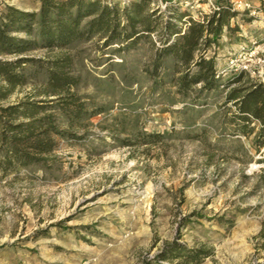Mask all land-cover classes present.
Segmentation results:
<instances>
[{"label":"rangeland","instance_id":"374dc122","mask_svg":"<svg viewBox=\"0 0 264 264\" xmlns=\"http://www.w3.org/2000/svg\"><path fill=\"white\" fill-rule=\"evenodd\" d=\"M87 1L116 7L122 34L75 43L69 69L83 114L72 128L57 122L37 166L0 169V264H264L261 123L230 99L264 82V65L246 76L230 69L253 49L264 58V0L223 2L237 14L205 55L215 59L214 90L192 78L204 40L189 67L166 45L189 31L186 15H210L218 0ZM41 5L0 0V21L9 8ZM54 52L0 54L2 107L56 98L45 82ZM21 58L34 61L23 70ZM3 68L22 84L9 90ZM47 114L59 115L47 107L35 116Z\"/></svg>","mask_w":264,"mask_h":264},{"label":"trees","instance_id":"16d2710c","mask_svg":"<svg viewBox=\"0 0 264 264\" xmlns=\"http://www.w3.org/2000/svg\"><path fill=\"white\" fill-rule=\"evenodd\" d=\"M42 5L39 12H23L9 8L7 16L0 21V54L13 51L16 54L32 52L37 49L56 51L50 61L51 68L46 72L45 82L49 94L56 96L47 105L19 102L2 107L0 104V156L3 161L0 169L8 173L12 164L19 167L37 166L43 155L50 154L52 147L48 145L54 134H60L57 122H65L72 128L74 118H80L84 110L79 105L78 95L72 92L75 86L74 75L69 69L72 63L71 51L75 43L90 40L94 34L105 35L107 41L116 40L121 36L119 12L115 7L102 4L100 1L87 0H40ZM146 1L148 4L150 0ZM227 0H218L217 9L210 15H203L201 19L189 20V31L177 37L176 42L166 45V52L175 54L189 67L194 61V53L200 50L204 40V55L196 66L201 69L194 78L195 83H203L205 89L214 90L218 86L215 59H206L211 44H218L225 29H231L229 19L236 16V11L229 5L223 4ZM174 7V6H173ZM134 22V21H133ZM13 32H24L25 38L13 37ZM212 38V39H211ZM106 41V42H107ZM57 50H61L57 52ZM34 60L21 58L16 64L24 67ZM6 75L9 90L15 85L22 84V76L13 75L10 69H1ZM248 73L241 71L239 76ZM220 77V76H219ZM188 72L179 77L176 85L183 91L189 84ZM3 88L0 86V103L5 100ZM248 92L242 95L237 89L230 94V99L237 100L242 116H248L261 123L260 137L263 138L259 146H264V82L245 88ZM241 93V95H240ZM52 108L59 115L47 114L38 119L35 115L41 109ZM54 116H57L56 119ZM93 116V115H92ZM30 119V120H29ZM28 120V121H27ZM48 141V143H47ZM4 164V166H2ZM183 251L174 249V256H180ZM191 260H197V255H190Z\"/></svg>","mask_w":264,"mask_h":264},{"label":"built area","instance_id":"2783aa9c","mask_svg":"<svg viewBox=\"0 0 264 264\" xmlns=\"http://www.w3.org/2000/svg\"><path fill=\"white\" fill-rule=\"evenodd\" d=\"M129 1H133V0H124V2H129ZM184 3L186 4V6L190 5V3L193 2V0H183ZM174 3H180L181 0H173ZM235 6V3L233 4ZM248 7H250L249 5H246ZM213 9H217L215 5H212ZM202 15V13H201ZM257 42L254 43V45H256ZM246 57H241L240 59H236V60H231L230 62V69L233 71H245L247 73H252V65L251 64H255L258 65L260 67H262L263 62H264V58H262L261 56L259 57V53L257 50L253 49L248 53H245ZM239 62H241V64H239ZM253 73L255 74V70L253 71Z\"/></svg>","mask_w":264,"mask_h":264}]
</instances>
